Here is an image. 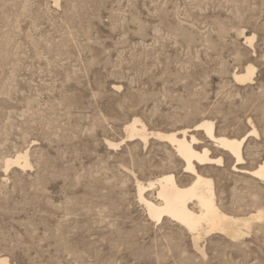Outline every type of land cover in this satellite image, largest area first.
Returning a JSON list of instances; mask_svg holds the SVG:
<instances>
[{
  "label": "rangeland",
  "instance_id": "374dc122",
  "mask_svg": "<svg viewBox=\"0 0 264 264\" xmlns=\"http://www.w3.org/2000/svg\"><path fill=\"white\" fill-rule=\"evenodd\" d=\"M133 117L164 132L201 118L221 134L253 127L244 158L263 163L264 0H0V257L264 264V178L211 169L225 211L261 217L194 244L136 199V179L183 173L164 142L125 139ZM17 153L27 165H5Z\"/></svg>",
  "mask_w": 264,
  "mask_h": 264
},
{
  "label": "bare ground",
  "instance_id": "6f19581e",
  "mask_svg": "<svg viewBox=\"0 0 264 264\" xmlns=\"http://www.w3.org/2000/svg\"><path fill=\"white\" fill-rule=\"evenodd\" d=\"M254 70L253 66H246L244 72L234 73V81L246 84L252 80ZM124 130L126 140H139L144 144L149 139L164 142L181 164L183 174L180 177L168 172L146 184L136 179V199L150 220L174 221L186 229L197 244L203 235L215 232L235 237L241 233L240 225L246 227L251 220L261 217V211L244 216L225 211L214 179L208 173L211 169H224L230 162L231 172L251 179L264 178V162L250 167L243 154L247 140L257 135L255 128L251 127L242 135L221 134L213 120L201 118L191 126L164 132L150 130L140 119L133 117L125 124ZM106 144L109 148L118 145L112 141H106ZM214 152L219 155L214 156ZM21 160L27 165L26 155L17 153L8 158L5 165H21ZM0 262L8 264L6 257H0Z\"/></svg>",
  "mask_w": 264,
  "mask_h": 264
},
{
  "label": "snow or ice",
  "instance_id": "6c2138e0",
  "mask_svg": "<svg viewBox=\"0 0 264 264\" xmlns=\"http://www.w3.org/2000/svg\"><path fill=\"white\" fill-rule=\"evenodd\" d=\"M0 264H6V262H0Z\"/></svg>",
  "mask_w": 264,
  "mask_h": 264
}]
</instances>
